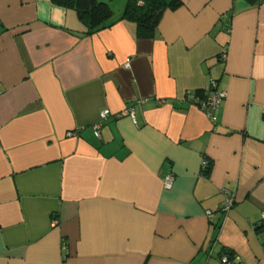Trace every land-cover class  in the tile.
<instances>
[{
    "label": "crops",
    "instance_id": "crops-1",
    "mask_svg": "<svg viewBox=\"0 0 264 264\" xmlns=\"http://www.w3.org/2000/svg\"><path fill=\"white\" fill-rule=\"evenodd\" d=\"M99 1L87 33L0 0V264H264V0H179L150 37Z\"/></svg>",
    "mask_w": 264,
    "mask_h": 264
},
{
    "label": "trees",
    "instance_id": "trees-1",
    "mask_svg": "<svg viewBox=\"0 0 264 264\" xmlns=\"http://www.w3.org/2000/svg\"><path fill=\"white\" fill-rule=\"evenodd\" d=\"M52 3L72 8L85 26L87 33L103 29L114 23L110 5L99 0H51ZM181 4L179 0H127L118 19L136 23L139 37H150L165 10ZM207 162V166H208ZM228 255V256H227ZM230 260L231 253H227Z\"/></svg>",
    "mask_w": 264,
    "mask_h": 264
},
{
    "label": "built area",
    "instance_id": "built-area-1",
    "mask_svg": "<svg viewBox=\"0 0 264 264\" xmlns=\"http://www.w3.org/2000/svg\"><path fill=\"white\" fill-rule=\"evenodd\" d=\"M125 66H129V62H126ZM206 96L204 98H195L192 97V100L194 103L205 113V115L211 120V122L216 121V110L221 104V101L225 98L226 92L225 91H220L217 89L215 86V83L212 82L207 88H206ZM125 115H129L132 120L135 122V117H134V108L130 107L122 112ZM109 115V109H103L100 112V121L96 122L92 125L93 127V132L96 136H98V128L100 127L101 121L105 120ZM207 165V161H203V167ZM173 182V174L171 172H167L164 174L162 183L163 187L165 189H169L172 186ZM232 205V198H227L218 208L217 210H206L205 214L207 218L212 219L214 217V214L216 211L220 212H226ZM260 226L264 227V210L261 211V221L259 223ZM221 262L223 264H228L229 260L227 256H223L221 258Z\"/></svg>",
    "mask_w": 264,
    "mask_h": 264
},
{
    "label": "rangeland",
    "instance_id": "rangeland-1",
    "mask_svg": "<svg viewBox=\"0 0 264 264\" xmlns=\"http://www.w3.org/2000/svg\"><path fill=\"white\" fill-rule=\"evenodd\" d=\"M112 11H113V16H115L117 14L116 8H114Z\"/></svg>",
    "mask_w": 264,
    "mask_h": 264
}]
</instances>
